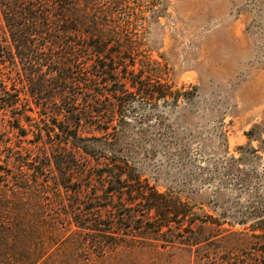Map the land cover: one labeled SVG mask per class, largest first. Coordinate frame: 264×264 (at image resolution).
I'll use <instances>...</instances> for the list:
<instances>
[{
  "label": "trees",
  "instance_id": "1",
  "mask_svg": "<svg viewBox=\"0 0 264 264\" xmlns=\"http://www.w3.org/2000/svg\"><path fill=\"white\" fill-rule=\"evenodd\" d=\"M85 5L0 0V110L41 152L0 137V264H47L66 234L98 256L137 242L206 241L187 230L185 205L142 178L122 145L136 102H176L179 91L135 69L129 47L114 49L118 32ZM257 229L216 264H264V225Z\"/></svg>",
  "mask_w": 264,
  "mask_h": 264
},
{
  "label": "rangeland",
  "instance_id": "2",
  "mask_svg": "<svg viewBox=\"0 0 264 264\" xmlns=\"http://www.w3.org/2000/svg\"><path fill=\"white\" fill-rule=\"evenodd\" d=\"M85 6L118 32L114 49L129 47L135 69L144 65L179 91L176 102H136L122 145L142 178L185 205L194 219L187 230L206 241L137 242L98 256L77 251L72 243L82 237L66 234L47 264H216L234 257L244 236L264 225V0H87ZM4 33L1 23L0 41ZM147 113L151 119L140 122ZM11 123V113L0 110L5 146L41 155L27 142L32 132L22 138ZM5 152L0 145L1 160Z\"/></svg>",
  "mask_w": 264,
  "mask_h": 264
}]
</instances>
